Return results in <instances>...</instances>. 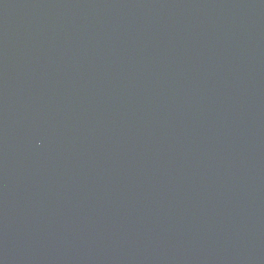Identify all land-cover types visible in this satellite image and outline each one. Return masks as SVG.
Segmentation results:
<instances>
[{
  "label": "water",
  "instance_id": "water-1",
  "mask_svg": "<svg viewBox=\"0 0 264 264\" xmlns=\"http://www.w3.org/2000/svg\"><path fill=\"white\" fill-rule=\"evenodd\" d=\"M0 264H264V0H0Z\"/></svg>",
  "mask_w": 264,
  "mask_h": 264
}]
</instances>
